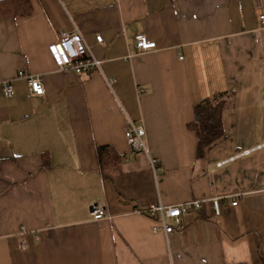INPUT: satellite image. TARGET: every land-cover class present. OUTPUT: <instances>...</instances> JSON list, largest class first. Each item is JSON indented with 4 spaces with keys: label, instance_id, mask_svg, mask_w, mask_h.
<instances>
[{
    "label": "crops",
    "instance_id": "1",
    "mask_svg": "<svg viewBox=\"0 0 264 264\" xmlns=\"http://www.w3.org/2000/svg\"><path fill=\"white\" fill-rule=\"evenodd\" d=\"M30 2L0 16V264H264V0ZM74 26L99 69H57L48 45ZM136 34L155 48L137 51ZM217 91L223 135L197 157L187 124ZM128 119L156 169L128 145ZM102 145L124 156L113 180ZM228 195L237 204L215 214ZM192 199L201 208L169 219L166 239L148 207Z\"/></svg>",
    "mask_w": 264,
    "mask_h": 264
},
{
    "label": "built area",
    "instance_id": "2",
    "mask_svg": "<svg viewBox=\"0 0 264 264\" xmlns=\"http://www.w3.org/2000/svg\"><path fill=\"white\" fill-rule=\"evenodd\" d=\"M264 21V16H261ZM98 42H102L100 35L96 36ZM134 47L137 51H145L155 48L154 41L147 39L143 34H136L133 38ZM48 49L55 61L57 69L60 71H73L75 73L90 72L99 69L100 62L94 58L89 46L84 40V37L74 26L72 31L61 30L58 39L48 45ZM26 78L30 89L37 95H42L44 90L41 79L38 75L24 74L22 71L18 73ZM3 92L5 96L12 94V87L9 83L3 82ZM126 141L132 150L144 151L148 155L151 168L156 169L157 159L150 156L145 145L143 135L144 129L141 125L134 124L128 119L124 128ZM237 195H228L224 197H214L211 202L214 207L215 214H219V200L223 199L230 205L237 204ZM201 208V201L192 199L184 203L165 205L160 201L151 204L148 207V213L158 216V229L164 232L165 238L174 232V227L168 222L169 219L179 218L182 215L188 214L191 211H197ZM90 214L95 220L102 219L105 216V203L98 201L90 205Z\"/></svg>",
    "mask_w": 264,
    "mask_h": 264
},
{
    "label": "trees",
    "instance_id": "3",
    "mask_svg": "<svg viewBox=\"0 0 264 264\" xmlns=\"http://www.w3.org/2000/svg\"><path fill=\"white\" fill-rule=\"evenodd\" d=\"M30 0H0V16H28L31 13ZM229 100L227 91H217L194 105V119L187 128L196 135V156L201 157L211 144L223 135V110ZM100 172L107 180H113L121 173L124 156L109 145L97 148ZM49 160L45 158L44 166ZM234 264V263H233ZM242 264V263H235Z\"/></svg>",
    "mask_w": 264,
    "mask_h": 264
},
{
    "label": "bare ground",
    "instance_id": "4",
    "mask_svg": "<svg viewBox=\"0 0 264 264\" xmlns=\"http://www.w3.org/2000/svg\"><path fill=\"white\" fill-rule=\"evenodd\" d=\"M175 231V230H174Z\"/></svg>",
    "mask_w": 264,
    "mask_h": 264
}]
</instances>
